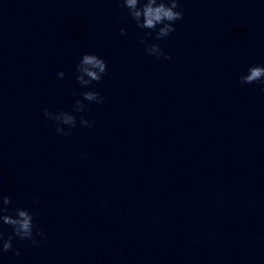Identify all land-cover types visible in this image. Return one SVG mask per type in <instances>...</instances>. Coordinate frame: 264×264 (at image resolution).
Instances as JSON below:
<instances>
[{"label": "water", "instance_id": "water-1", "mask_svg": "<svg viewBox=\"0 0 264 264\" xmlns=\"http://www.w3.org/2000/svg\"><path fill=\"white\" fill-rule=\"evenodd\" d=\"M179 2L157 40L121 0H0V191L45 234L0 264H264V85L239 79L264 66V0ZM85 52L107 64L88 88ZM89 89L57 133L43 109Z\"/></svg>", "mask_w": 264, "mask_h": 264}, {"label": "clouds", "instance_id": "clouds-1", "mask_svg": "<svg viewBox=\"0 0 264 264\" xmlns=\"http://www.w3.org/2000/svg\"><path fill=\"white\" fill-rule=\"evenodd\" d=\"M122 8L127 9V14L135 22L138 28L156 30L155 38L157 40L168 36L175 31V21L183 18V12L177 10L180 8L179 0H121ZM121 34L126 35V30L121 29ZM152 35L149 31L141 38L140 43L145 47L146 52L156 57L170 59V55L157 43H152L148 37ZM75 71L77 73L76 80L84 88H88L93 81H100L107 72V64L105 60L97 54L85 52L76 64ZM59 78L65 76L64 71L57 73ZM243 84H252L260 82L264 85V66L251 65L247 73L240 76ZM82 99H77L73 106V111H49L48 108L43 109L44 117L52 120L56 124V132L64 136L71 135L72 128L76 127L77 118L75 113L83 112L86 105L84 101L103 103L104 97L95 90H87L81 93ZM80 124L86 127H92L94 121L80 117ZM67 125V129H65ZM38 200V197L34 198ZM11 197L0 191V221L3 224L12 227V233L5 239L4 234L0 231V252H7L13 248V236L22 240H30L36 242V236L45 237L44 232L38 231L34 234L33 214L28 208L15 207L11 208ZM16 250V255H19Z\"/></svg>", "mask_w": 264, "mask_h": 264}]
</instances>
